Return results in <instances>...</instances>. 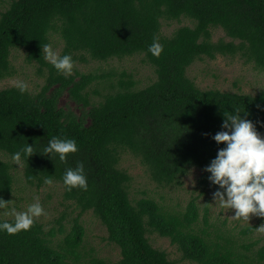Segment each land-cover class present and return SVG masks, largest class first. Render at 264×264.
I'll return each instance as SVG.
<instances>
[{"label":"trees","instance_id":"16d2710c","mask_svg":"<svg viewBox=\"0 0 264 264\" xmlns=\"http://www.w3.org/2000/svg\"><path fill=\"white\" fill-rule=\"evenodd\" d=\"M183 19L188 24L164 32L163 26ZM217 28L224 36L215 41ZM54 34L63 42L59 55L70 54L73 65L140 55L155 77L142 86L126 71L72 68L73 73L63 74L42 54L41 44ZM154 35L162 45L158 55L148 50ZM12 50L37 64L44 81L34 91L0 89V197L12 199L16 161L27 186L41 188L48 184L43 178L51 176L70 203L57 218V229L46 230L34 219L27 230H0V264H107L83 253L86 212L119 247L113 264H264V230L260 240L246 243L228 230L208 228L210 201L220 186L209 181L204 168L224 146L212 138L223 112L239 109L264 136V89L255 94L201 89L187 74L196 60L219 55L241 58L264 72V0H10L0 7V81L14 73ZM53 135L74 138L77 150L63 161L58 154L40 153ZM27 142L34 144V153L21 152L14 161L12 153ZM125 154L160 187L180 186L191 168L200 169V192H192L184 206L133 197L132 176L120 167ZM77 161L84 163L87 188L69 190L62 175ZM69 206L78 211L70 219ZM256 229L247 226L241 233ZM56 232L63 236L54 242ZM150 233L168 238L180 259L154 247Z\"/></svg>","mask_w":264,"mask_h":264},{"label":"rangeland","instance_id":"374dc122","mask_svg":"<svg viewBox=\"0 0 264 264\" xmlns=\"http://www.w3.org/2000/svg\"><path fill=\"white\" fill-rule=\"evenodd\" d=\"M10 0H0V7L6 8ZM188 24L183 19L181 23L171 22L163 26L166 34H170L176 27ZM222 29L213 30V39L223 37ZM227 39V38H226ZM50 44L60 54L63 46L62 40L57 35H52ZM11 66L14 73L0 81V89L4 87L17 86L19 82H24L28 89L37 90L43 83V78L37 72V64H29L25 59V53L21 50H12ZM72 68L79 71H112L117 74L126 71L133 73L137 80H140L142 86L151 82L155 77L152 69L147 63L143 62L140 55H133L121 59L113 58L106 62L90 60L87 64L76 63ZM73 73V71H71ZM116 76L118 77V75ZM188 76L201 89L217 88L221 91H240L244 93L255 94L264 89V72L255 69L251 64H244L241 58H230L227 56H217L215 59L204 58L196 60L187 69ZM66 99H62V104ZM4 156V155H3ZM6 157V156H4ZM8 160L9 158L6 157ZM16 168L13 169L16 179L12 199L8 206L0 210V217L12 218L11 209H26L27 205L38 199L44 208V212L34 219L44 224L46 230L51 227L58 228L57 218L62 211L66 209V205L70 202L63 201L62 187L59 183L46 184L41 188L30 187L23 180V166L20 162H16ZM120 167L124 168L132 176L131 195L133 197L147 196L161 202L164 201L170 206H176V203L184 206L190 198L192 192L194 195L200 192L201 186L198 184V178L201 170L191 168L189 173L182 178V185L173 188L160 187L156 185L150 178L145 167L133 158L131 154L123 155ZM195 190V191H194ZM208 196V195H207ZM204 196H200L198 201L202 208ZM209 226L212 231L214 228L228 230L234 237L243 239L244 242H253L260 240L263 230H255L248 235H242L241 230L247 226H259L264 223V216L249 214V218L235 217L234 209L227 205H220L214 198L211 199L209 205ZM67 217L70 219L76 216L77 210L73 206L67 209ZM202 214V209H201ZM84 226L83 253L87 254L90 259L93 257L103 259L107 264H113L120 258L119 247L107 239V232L102 223L91 212H86L81 216ZM66 231L69 230L70 222L67 218L63 221ZM63 234L56 232V236L52 237L54 242L59 241ZM149 239L154 247L165 250L170 258L180 259V252L176 246L172 245L170 240L160 237L157 234H149ZM261 242L258 244V246ZM256 246L255 249L258 247ZM84 264H90L88 260L83 261ZM181 264H192L185 260H180Z\"/></svg>","mask_w":264,"mask_h":264},{"label":"clouds","instance_id":"9594fccd","mask_svg":"<svg viewBox=\"0 0 264 264\" xmlns=\"http://www.w3.org/2000/svg\"><path fill=\"white\" fill-rule=\"evenodd\" d=\"M44 59L48 60L54 68L68 74L72 71L73 60L70 54L59 55L50 43L41 44ZM148 50L153 55H158L162 45L154 35L148 44ZM18 88L23 92L27 85L18 83ZM224 119L220 130L212 134L216 142H224V146L217 149L216 155L210 163L204 166L209 173L208 179L213 184L219 185L213 192V198L220 205H227L234 209L233 216L249 218V214L264 216V136H261L252 120L241 115L239 109L231 113L223 112ZM207 134V133H205ZM32 143L21 145L20 149L12 153V159L18 160L21 152L30 156L33 154ZM77 150L76 140L72 137L53 135L43 146V154H58L61 161L66 159V154ZM45 183H52L51 176H45ZM63 183L72 187L87 188V177L84 172L83 161H77L75 167H67L62 175ZM9 200L0 197V208ZM44 212L38 199L29 203L26 209H11L13 220L0 219V230L15 233L27 230L34 222V217ZM257 230H264V223L256 226Z\"/></svg>","mask_w":264,"mask_h":264}]
</instances>
